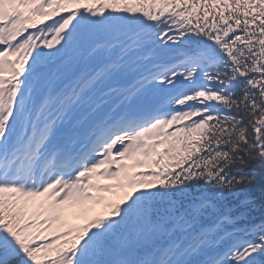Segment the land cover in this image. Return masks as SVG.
I'll list each match as a JSON object with an SVG mask.
<instances>
[{"label": "snow or ice", "instance_id": "1", "mask_svg": "<svg viewBox=\"0 0 264 264\" xmlns=\"http://www.w3.org/2000/svg\"><path fill=\"white\" fill-rule=\"evenodd\" d=\"M0 264H264V0H0Z\"/></svg>", "mask_w": 264, "mask_h": 264}]
</instances>
